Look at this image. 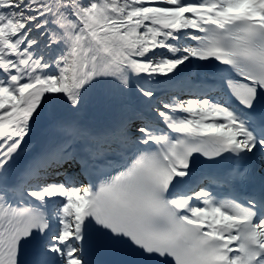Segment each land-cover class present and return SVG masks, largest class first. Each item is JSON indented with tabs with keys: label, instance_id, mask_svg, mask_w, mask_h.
I'll return each mask as SVG.
<instances>
[{
	"label": "snow or ice",
	"instance_id": "6c2138e0",
	"mask_svg": "<svg viewBox=\"0 0 264 264\" xmlns=\"http://www.w3.org/2000/svg\"><path fill=\"white\" fill-rule=\"evenodd\" d=\"M118 245L264 264V0H0V264Z\"/></svg>",
	"mask_w": 264,
	"mask_h": 264
},
{
	"label": "bare ground",
	"instance_id": "6f19581e",
	"mask_svg": "<svg viewBox=\"0 0 264 264\" xmlns=\"http://www.w3.org/2000/svg\"><path fill=\"white\" fill-rule=\"evenodd\" d=\"M95 102L96 103L92 105L89 113H86L85 111V114H80L82 122L89 127H93L94 124L103 125L104 122L112 121L114 117V115L111 114L112 112L105 108L109 103L107 100L96 98ZM53 138L52 128L46 119H42L33 126V132L29 140V147H39L50 142Z\"/></svg>",
	"mask_w": 264,
	"mask_h": 264
}]
</instances>
